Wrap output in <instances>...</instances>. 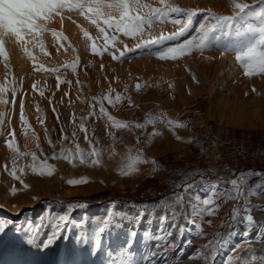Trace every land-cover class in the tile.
I'll return each mask as SVG.
<instances>
[{"label": "rangeland", "instance_id": "rangeland-1", "mask_svg": "<svg viewBox=\"0 0 264 264\" xmlns=\"http://www.w3.org/2000/svg\"><path fill=\"white\" fill-rule=\"evenodd\" d=\"M142 2L161 7L159 0ZM236 2L252 6L253 14L260 7L258 0ZM168 3L182 9L198 8L201 12L183 36L128 52L119 60H114L112 53L119 56L126 47L134 48L141 40L170 34L182 25L155 22L135 39L109 30L107 34L116 39L109 40L108 50L100 52L105 45V34L78 11L64 10L63 22L60 16H54L45 22L49 30L37 34L44 51L39 46H27L35 59L23 51L14 37H4L7 59L0 57V83L7 82L9 91L4 95L7 103H0V113L4 114L0 125V221L13 223L0 234V264H80L81 261V264H95L99 257L106 256L108 264H124L128 259L142 264L143 249L137 243L138 238L149 229L154 235L161 215L175 209L176 215L170 216L168 227L175 221L177 227L172 229L171 240L177 244L179 226L187 222L185 215L190 212L188 201H194L198 190L212 181L218 185L217 203L222 201V205L215 214L203 217L206 233L187 246V250H196L190 256L206 264L207 255V264H212L211 253L214 250L218 254L221 237L225 238L235 228L244 230V225L231 219L232 210L239 208L243 214L251 195H264V74L245 76L235 54L215 46L214 35L210 37L213 44L210 49L193 50L177 59L158 58L156 52L196 35V29L211 14H235L233 0H168ZM51 30L61 33L62 38L54 36ZM84 31L90 34L91 40L84 36ZM233 38L234 34L221 35L222 42ZM92 44L100 54L92 52ZM73 63L77 64L75 71L70 67ZM13 79L17 88L14 103L10 90ZM137 84L142 85L139 90ZM117 94L122 100L112 105L103 101L107 115H99L100 100L105 96L114 99ZM21 99L27 125L20 120ZM92 111L97 115L90 116ZM108 115L128 126H114ZM149 119L155 123L144 128L136 126ZM169 120L173 122L171 125ZM81 123L87 129L88 140L80 130ZM153 131L159 134L153 136ZM13 139L19 152L36 154L38 169L42 166L40 162L47 158L45 171H51L50 175L34 174L29 167L33 164L31 155L17 157V169L24 168L17 175L29 186L26 190L21 180L14 179L5 170V166L9 171L12 169L14 155L5 141ZM77 145L85 162L76 154ZM93 147L99 152L98 157L90 155ZM61 149L64 158H60ZM53 153L58 158L53 159ZM130 158L136 161L132 170L128 167ZM94 159H99V163L94 164ZM181 168H187L199 179L208 175L214 180L184 184L178 195L183 196L180 208L161 204L159 216L155 217L152 211L146 214L135 229L137 234L131 250L124 247L130 238L127 223L123 229L105 234L103 241L108 239L112 243L106 256L101 252L103 246L93 256L88 249H79L71 240L65 242L61 238L53 247L40 251L16 237V223L31 219L35 224L41 215L67 212V206L73 203L81 206L71 212V218L82 222L73 234L90 227L93 217L99 216L102 220L112 202H115L114 211L135 215L143 204L119 203V197L138 199L141 191L155 187V183L159 185L168 172H179ZM223 174L225 177L220 180ZM234 176L239 178L237 189L225 186ZM85 177L87 183H69ZM252 177L258 179L251 180ZM185 185L191 187L185 191ZM14 187L15 194L11 191ZM100 192H107V197L114 199L105 204H91L90 197ZM237 192V199L228 195ZM155 241L152 239L150 245ZM259 242L243 244L227 258L247 257L251 261L252 256L264 257V245ZM255 247L259 249L253 255L251 251Z\"/></svg>", "mask_w": 264, "mask_h": 264}, {"label": "snow or ice", "instance_id": "snow-or-ice-1", "mask_svg": "<svg viewBox=\"0 0 264 264\" xmlns=\"http://www.w3.org/2000/svg\"><path fill=\"white\" fill-rule=\"evenodd\" d=\"M161 7H152L150 4L143 3L142 0H0V57L7 59V53L4 46V37L10 36L14 37L15 42L21 46L23 51L31 58L32 57L28 45L39 46L41 51H44V45L42 42L37 41V34L40 32L48 31L45 22L54 16H60L61 22H63L62 12L64 10L68 11H78L81 16L87 19L91 24H94L96 28L104 33L105 45L100 50V52L108 50V41H115V36H109L107 33L109 30L115 33H122L125 36L132 37L135 39L138 35H141L145 31V27H151L155 22H165L169 21L174 25H182L179 30L172 32L170 34H161L159 37L148 40H141L135 45L134 48H125L124 51L120 52L117 56L112 53L114 60H119L124 57L128 52H134L137 49H142L151 45H161L166 41L175 40L178 37L183 36L193 24V19L200 15L201 10L198 8L192 9H182L178 6H174L168 3V0H159ZM260 5L259 10L253 14L252 6L247 3H238L233 0V9L235 11L234 15H216L211 14L205 19V22L200 24L196 29V35L183 41L182 43L176 44L175 46H169L156 52L158 58L160 59H177L183 55L190 54L193 50L204 51L210 49L213 44L210 37L215 36V46L222 50L233 52L235 54V59L240 63L244 69L245 76L264 74V0H258ZM246 10H248L246 12ZM174 14V15H173ZM183 17V18H182ZM211 21V22H210ZM53 31L54 36L62 38V34ZM234 38L231 41H221V35H233ZM84 36L88 39H92L87 31H84ZM92 52L94 54L98 53L97 46L95 44L91 45ZM48 53H45L47 55ZM149 54L151 49L149 48ZM7 66V65H6ZM43 66H40L42 68ZM73 71L76 70L77 64L73 63L70 65ZM37 68L36 70H40ZM52 71H58V69H52ZM61 83L59 77L57 78V87ZM11 93L13 96V103L15 102V96L17 88L15 87V80L12 82ZM36 85H33L35 89ZM137 90H139L142 85L137 84ZM9 91L7 82L0 83V103H7L4 99V95ZM255 91V89H253ZM43 95V92L40 93ZM94 100H100V98H93ZM122 100V96L117 94L113 99L111 96H105L100 100L99 115H107L103 101H107L108 104L112 105L116 102ZM21 114L20 120L22 124L27 125V120L24 117V101L21 99L20 102ZM3 113H0V125L3 124ZM90 116H96L97 113L92 111L89 113ZM108 120L113 121L116 127H127L128 125L123 122H116L115 119L108 115ZM83 120V118H82ZM42 122V121H41ZM154 119H149L145 124H138L137 127L144 128L146 124H154ZM173 122L168 121L171 125ZM183 126V125H177ZM80 130L85 133V139L88 140L87 129L84 127L83 123L79 126ZM25 134L27 135V128L25 129ZM159 133L153 131L152 135H158ZM14 137V131L11 133ZM35 137V133H33ZM75 136V133H73ZM68 139V137H64ZM179 139V137H177ZM7 147L14 153L12 157L13 167L9 171L7 166L5 170L14 179L21 180V186L23 189H28V185L23 183L20 176L17 175V171L21 174L24 172V168L21 167L17 169L16 160L17 157L31 155L33 164L29 165L34 174L45 175L51 174V171L46 173L45 167L47 165V158L45 161L40 162L41 167L38 169L36 166L37 156L33 153H21L16 147L13 140L5 141ZM49 143H51L49 141ZM89 143H91L89 141ZM37 147L39 145L37 144ZM81 150L79 145L76 146V154L79 155L81 162H85L84 156L80 155ZM93 157H98L99 152L93 147L90 153ZM53 159L58 158L55 153H53ZM60 158H64V150L61 149ZM94 164L99 163V159H94L92 161ZM136 161L130 158V163L128 165L129 169L132 170L135 167ZM155 163V162H153ZM49 169L51 166H47ZM87 178H81L79 180H71L70 184L76 185L80 183H87ZM231 185L234 189H237L238 181L233 179ZM191 185H185V191L190 188ZM217 189L218 185L213 183L210 185L208 190V195L200 198L196 197L195 201L189 200L188 205L190 212L185 215V220L189 223L197 224L194 219H189V217L199 216L201 220L205 215H213L219 207L217 203ZM12 193L15 194L17 189L12 188ZM231 198L237 199V194H228ZM176 194L173 195V200H176ZM180 200L183 199L181 195ZM81 205L73 203L67 206V212L62 214H50L48 216L41 215L37 222L33 224L31 219L25 222H20L15 224V234L16 237L21 239L23 243L29 245L30 247H35L40 251H44L53 247L58 240L61 238L65 242L71 240L77 248L88 249L90 254L95 256L102 248V242L105 238L106 233H110L113 229H123L125 223L129 225V240L124 246L131 250L135 240L133 239L137 232L135 229L138 228L143 217L148 214V210L144 207L139 208L138 213L133 215L125 212L114 211L115 202H112L107 210V215L101 218L99 216L93 217L91 220V226L84 231L77 230L73 234L74 228L79 229L82 222H78L71 218V212L80 207ZM87 207V205H83ZM251 206H246L241 214L239 208H234L232 210L231 219L238 220L239 224L244 225L243 235L248 236L249 230L252 227L257 229V238L264 240V222H257L251 215ZM175 209L172 211L165 212L161 215L159 219V227L156 233L153 235L151 230H146L143 233L145 239H154L158 241L156 247H178L175 240L169 239L172 235V229L177 227L175 221L171 222V227H168L170 216H175ZM85 219H87V214H85ZM133 221L135 223L133 224ZM13 223L8 221L4 223L0 221V234H4L8 224ZM209 223H211L209 221ZM184 225L179 226V233L183 235L185 232ZM196 231L201 232L202 229L197 224ZM238 233L235 230L229 231L226 235L229 238L235 237ZM163 241V245L159 243ZM227 241L221 237V246ZM191 245V239L189 238L185 241V246ZM123 251V248L121 249ZM130 254V253H129ZM217 255L216 251H212L211 259L214 264L215 257ZM149 256L151 259H149ZM156 253L150 252L148 256L143 257L145 264H160V261L155 259ZM175 259V258H173ZM161 260L164 264H168V258L161 256ZM207 255L205 256V261L207 264ZM124 264H140V261H133L131 259L125 260ZM226 264H264V257L252 256L251 261L244 257H234L229 256L226 260Z\"/></svg>", "mask_w": 264, "mask_h": 264}, {"label": "bare ground", "instance_id": "bare-ground-1", "mask_svg": "<svg viewBox=\"0 0 264 264\" xmlns=\"http://www.w3.org/2000/svg\"><path fill=\"white\" fill-rule=\"evenodd\" d=\"M205 55V54H204ZM203 56V54H202ZM214 182H209L207 185L202 187L201 189L198 190L197 196L200 198H203L208 195V190L210 188V185L213 184ZM195 201V200H194ZM246 206H251V215L254 217V219L257 222H264V195L259 196V195H251L250 196V203L249 205ZM190 219H194L197 221V224H199V227L202 229V234L201 232L196 231L197 224L189 223L188 221L184 223L185 227V232L183 235H180L179 241L177 243L178 247H156L158 241H155V243L151 244L152 239H145L144 236H141L138 238L137 243L141 245L142 247V254H141V263L145 264V261L142 259L145 256H148L150 252L156 253L155 259L160 261V264H164V261L161 260V256H165L168 258V264H201L198 262V260L195 257L190 256V252H195L196 250H187L185 246V241H187L189 238L191 239V242H193L195 239H197L200 236L205 235V229H207L206 224L201 220L199 216L197 217H191ZM238 234L235 237L229 238L225 237L224 240L227 242L221 246L220 243V249L218 254L216 255L215 262L214 264H224V261L227 258L228 253L233 250L234 247L246 243L248 241H260L264 242V240H260L257 238V229L255 227H252L249 230V235L244 236L243 231L244 230H239L237 228L234 229ZM112 234V233H111ZM114 234V233H113ZM112 237V236H111ZM171 239V237L169 238ZM103 250V254L106 256L109 253V248L111 247V242L107 239H105ZM163 245V241H160ZM80 249V248H79ZM141 253V252H140ZM89 255V254H88ZM97 257V256H96ZM108 258V256H106ZM104 259H97L95 264H108L107 258L103 257ZM175 258V259H173ZM109 259V258H108ZM149 259L151 257L149 256ZM74 261V260H73ZM82 262V261H81ZM80 262V264H81Z\"/></svg>", "mask_w": 264, "mask_h": 264}, {"label": "trees", "instance_id": "trees-1", "mask_svg": "<svg viewBox=\"0 0 264 264\" xmlns=\"http://www.w3.org/2000/svg\"><path fill=\"white\" fill-rule=\"evenodd\" d=\"M210 180H214L212 176H205L204 178L199 179L197 175H191L187 168H181L178 171L173 170L167 173L166 178L162 183L148 188V190L141 191V195L138 199L128 198V197H119L118 202L126 203V204H143L144 208L153 212L155 217L159 216L160 213V205H168L171 207L180 208L182 205V201L179 199L180 188L184 184H195L199 182H207ZM176 194L177 199L173 200V195ZM107 192H100L95 196H91L89 201L93 205L105 204L109 201H112L114 197H107Z\"/></svg>", "mask_w": 264, "mask_h": 264}, {"label": "built area", "instance_id": "built-area-1", "mask_svg": "<svg viewBox=\"0 0 264 264\" xmlns=\"http://www.w3.org/2000/svg\"><path fill=\"white\" fill-rule=\"evenodd\" d=\"M229 178H230V177H229ZM233 179L238 180L239 178H238V176H234ZM249 202H250V201H249ZM218 204H219V205H222V201H218ZM231 204L233 205L234 202H231ZM248 204H249V203H248ZM245 207H246V206H245ZM244 209H245V208H244ZM239 230H240V229H239ZM250 242H252V241H248V242H246V243H242V244H240V245L234 247L233 250L236 249V248H238L239 246H241V245H243V244H248V243H250ZM259 245H264V242H259ZM233 250H231V251H233ZM231 251H230V252H231ZM230 252H229V253H230ZM229 253H228V254H229ZM227 256H228V255H227ZM226 259H227V258H226ZM212 264H213V263H212ZM224 264H226V260H225Z\"/></svg>", "mask_w": 264, "mask_h": 264}, {"label": "crops", "instance_id": "crops-1", "mask_svg": "<svg viewBox=\"0 0 264 264\" xmlns=\"http://www.w3.org/2000/svg\"><path fill=\"white\" fill-rule=\"evenodd\" d=\"M231 174H232V173H231ZM224 175H225V174H223V176H222V178H220V180H223V178L225 177ZM227 176H228V174H227ZM255 179H258V178H255V177H252V178H251V180H255ZM231 181H232V180H230V181H226L224 185H225V186L227 185V187H230V185H231ZM255 186H256V185H255ZM263 248H264V247H263ZM258 249H259L258 247H255V248L253 249V251H251V252H252L251 254L254 255V254L257 252ZM246 258H247V257H246Z\"/></svg>", "mask_w": 264, "mask_h": 264}, {"label": "water", "instance_id": "water-1", "mask_svg": "<svg viewBox=\"0 0 264 264\" xmlns=\"http://www.w3.org/2000/svg\"><path fill=\"white\" fill-rule=\"evenodd\" d=\"M213 263V262H212Z\"/></svg>", "mask_w": 264, "mask_h": 264}]
</instances>
